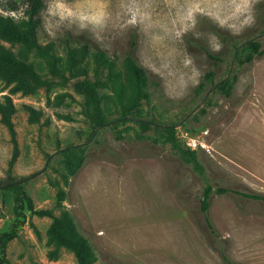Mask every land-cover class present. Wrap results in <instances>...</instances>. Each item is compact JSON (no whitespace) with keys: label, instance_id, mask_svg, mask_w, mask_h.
I'll return each instance as SVG.
<instances>
[{"label":"rangeland","instance_id":"obj_1","mask_svg":"<svg viewBox=\"0 0 264 264\" xmlns=\"http://www.w3.org/2000/svg\"><path fill=\"white\" fill-rule=\"evenodd\" d=\"M42 4L36 41L54 59L57 76L49 74L48 57L3 43L49 86L21 94L11 92L12 85L0 80V104L9 98L13 106L10 120L18 149L9 172L12 149L0 122V183L7 176L24 178L23 191L34 209L49 210L54 216L67 213L92 247L91 264H174L184 257L190 258V264H227L221 255L228 264H264V202L214 193L222 187L264 197V0H42ZM24 9L23 0H0V16L22 28L27 21ZM212 27L254 38L263 54L239 65L251 54L244 45L235 55L224 53L221 62L208 60L204 50L217 54L223 49ZM78 37L104 57L96 60L75 45L68 56L63 39ZM126 53L145 72L139 89L147 97L136 104L132 100L137 86L122 65ZM208 72L215 82L235 76L228 98L214 87L196 90ZM84 81L95 90L106 121L122 115L127 120L98 127L82 92ZM189 139L205 149L190 148ZM79 157L83 164L70 177L65 162L75 165ZM142 157L163 163L169 187L202 241L152 245L153 237H146L140 228L146 219L142 202L148 194L143 191L139 164L113 173L101 166L107 175L86 177L82 197L86 205L81 210L89 215L107 212L119 233L118 243L108 244L111 252L94 240L75 209L78 176L92 164L115 166ZM207 185L212 191L205 215L213 234L199 211ZM57 191L65 193L60 204ZM12 206L13 192L0 187V232L10 229ZM24 215L17 237L6 246L7 264H75L69 251L53 252L46 235L50 219Z\"/></svg>","mask_w":264,"mask_h":264},{"label":"trees","instance_id":"obj_2","mask_svg":"<svg viewBox=\"0 0 264 264\" xmlns=\"http://www.w3.org/2000/svg\"><path fill=\"white\" fill-rule=\"evenodd\" d=\"M23 1L25 4L24 15L27 17V21L23 28L16 25L11 19L0 16V80L3 81L7 86L12 85L10 91L13 93L20 92L21 94H30L37 88H47L49 86V82L40 78V76L32 69L29 64L15 59L7 50L4 49L3 43L9 45L19 44L26 49L34 50L37 53L48 57L50 59L49 74L52 77H55L57 76V72L55 69V61L49 55L48 50L40 46L36 41V32L40 24L39 13L43 7L42 0ZM10 10H14V8L11 7ZM212 31L219 42L223 45V49L217 54L204 50L208 60L212 62H221L222 55L226 52H231L233 55H235L244 45L249 46L251 54L240 61L238 63L239 65H248L255 57H259L263 54V51L260 49V44L252 37L243 38L241 36H232L216 27H212ZM262 35H264V27L262 28ZM74 45L78 46L83 53H91L96 60H101L104 57L102 51H100L95 46L90 45V43L82 37H78V40L76 41H72L69 38L63 39L62 46L68 56L72 55V47ZM122 65L129 74L133 83H135L137 86V92L135 93L132 100V104H136L140 98L147 97V95L143 94L139 89L141 86H143L146 79L145 72L135 63L130 53H126L124 55L122 58ZM235 81V76H232L215 82L213 80V74L208 72L205 74L203 81L197 85L196 90L203 91L206 86L210 88L214 87L218 90L221 96L228 98ZM82 92L86 98L87 104L91 107L93 117L96 120L98 127L102 128L116 121L127 120V117L122 115L118 119L106 121L102 116L99 107V99L95 93V90L87 81L83 82ZM26 109L30 114H32L33 111L31 108L26 107ZM12 113L13 106L9 98H6L5 103L0 104V122L8 132L9 142L12 149L8 162L9 172L11 171L12 166L18 156L15 131L10 120ZM141 124L144 126L152 125V123L148 121H141ZM70 149L71 147H67L65 150L70 151ZM82 164L83 160L81 157L77 159L75 165L69 161H66L65 166L68 175L70 177L74 176L81 168ZM23 180L24 178L14 179L10 176H7V179L0 183L2 191L13 192L12 223L9 231L0 232V264H7L8 262L5 255L6 246L11 240L17 237L19 228L24 224V212H28L30 215L39 218L45 217L50 219V224L47 228L46 235L48 243L53 245L54 253L58 249L63 248L73 255L75 264H91L94 258L92 247L88 240L76 231L73 221L69 215L63 212L59 216H54L49 210L34 209L30 198L23 191ZM211 191L212 188L210 186H205L202 197L199 200V211L204 216L206 227L213 234L214 231L212 226L205 215L208 210V199ZM214 193L216 195L233 193L244 198L264 202V197L261 195L238 193L222 187H216L214 189ZM64 198L65 193L63 191L56 192L55 199L57 204H60ZM220 258L223 262L227 264L229 263L223 255H221Z\"/></svg>","mask_w":264,"mask_h":264},{"label":"crops","instance_id":"obj_3","mask_svg":"<svg viewBox=\"0 0 264 264\" xmlns=\"http://www.w3.org/2000/svg\"><path fill=\"white\" fill-rule=\"evenodd\" d=\"M132 164H139L141 170L140 181L143 183L144 193L148 194L142 202L143 209H141L146 219L142 221L140 228L146 231L144 233L146 237H153L152 245L154 243L155 245H166L173 242L189 245L190 242L202 241L196 224L191 220L189 214L169 187L163 163L155 157H142L126 160L115 166L105 162L92 164L91 167H85L77 178L75 209L83 224L91 231L94 240L101 245V249L111 252L112 250L108 247V244L118 243L116 237L119 233L111 222L110 215L109 218L106 217L107 212L97 211L89 215L81 210L86 205L83 204L82 200L85 194V179L89 173L100 176L107 175L109 172L101 170V166H105L107 170L113 173L114 170H124L127 166L131 168ZM156 236L163 238L162 240L155 239ZM205 250L207 255V245ZM113 254L116 259L124 260L117 254ZM174 264H190V258H179Z\"/></svg>","mask_w":264,"mask_h":264},{"label":"built area","instance_id":"obj_4","mask_svg":"<svg viewBox=\"0 0 264 264\" xmlns=\"http://www.w3.org/2000/svg\"><path fill=\"white\" fill-rule=\"evenodd\" d=\"M196 144V145H195ZM188 145L190 146V148H196V146H199L200 148L205 149L204 145L198 142H195L193 139H189Z\"/></svg>","mask_w":264,"mask_h":264}]
</instances>
